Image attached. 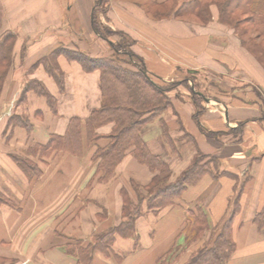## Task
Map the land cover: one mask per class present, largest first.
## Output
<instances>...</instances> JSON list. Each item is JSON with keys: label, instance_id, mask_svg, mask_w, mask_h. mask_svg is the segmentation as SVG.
<instances>
[{"label": "crops", "instance_id": "0c3cea01", "mask_svg": "<svg viewBox=\"0 0 264 264\" xmlns=\"http://www.w3.org/2000/svg\"><path fill=\"white\" fill-rule=\"evenodd\" d=\"M166 1L105 0L96 19L134 41L132 52L154 79L166 80L175 67H184L227 73L245 89L211 99L196 91L203 100L199 104L190 94H169L170 106L146 123L142 140L167 163L172 180L197 156L206 157L203 162L214 159L216 169L173 204L148 210L152 194L144 188L154 174L132 150L110 181L94 177L92 157L110 143L113 124L98 128L100 138L87 146L83 124L102 104L100 73L84 71L68 55H112L110 41L92 30L97 0H0L2 28L16 36L0 100V195L10 202L0 201V264H86L81 250L91 256L89 264H182L229 218L234 250L226 264H264V230L253 223L264 206V68L242 47L234 28L220 23L214 6L205 25L189 18L156 19L146 10L148 3ZM74 119L82 122L81 156L40 151L52 135L65 137ZM12 156L32 162L39 176L30 179ZM123 196L140 202L141 214L132 232L120 229L111 236L126 221ZM236 197L239 207L233 211ZM199 211L209 227L195 243L185 238L184 229L191 213ZM103 236L108 239L102 241Z\"/></svg>", "mask_w": 264, "mask_h": 264}, {"label": "trees", "instance_id": "16d2710c", "mask_svg": "<svg viewBox=\"0 0 264 264\" xmlns=\"http://www.w3.org/2000/svg\"><path fill=\"white\" fill-rule=\"evenodd\" d=\"M104 1L97 0L96 2L95 10L97 11L94 10L92 14V30L104 39H107V35L119 37L120 41L117 44L110 43L112 55L102 58H91L81 52H71L68 55L72 60L78 62L84 71H99L100 73L102 104L83 124L87 146L96 144L100 138L96 132L98 128L108 123L113 124L112 132L108 136L110 143L104 148H97L92 157V163L95 164L94 177H97L100 183L110 181L115 175L116 167L124 159L126 153L132 150L136 161L146 166L154 174L150 184L144 188L149 194H152L147 197L146 208L148 210L162 209L173 204L176 199H180L188 186L196 184L204 175L213 173L216 169V161L209 158L203 162L206 157L197 156L185 171L172 180L167 163L153 155L148 149L141 138V131L146 123L159 117L170 106L169 94L179 84L158 86L153 81L154 78L149 76L143 60L132 52L131 47L134 41L123 32H114L99 24L96 15L101 10ZM211 6L217 9L220 23L231 26L235 32L240 27L244 28L252 34V41L259 40V43L264 47V0H167L162 4L148 3L145 7L156 19L193 17L199 24L205 25L210 21ZM3 17L0 7V100L11 72L16 41L12 32L3 30ZM237 36L242 45L247 46L250 54L264 66V62L255 55L242 35L238 33ZM189 73H196V71L189 70ZM158 81L164 82V80ZM37 93L51 102V96L44 89L37 90ZM192 93V98L196 102V99H199V94L194 91ZM22 124L29 127L28 124ZM81 130V120L74 119L70 123L65 137L52 135L46 146L40 151L45 152L49 149L81 156L83 153ZM12 158L30 179L39 176L38 169L32 162L19 156H12ZM213 177L217 176L213 174ZM136 189L138 190V187ZM0 201L10 204L1 195ZM123 202L122 211L126 221L120 227L112 229L108 233L111 236L120 229L125 232L124 234L132 232L134 219L141 214L140 202L133 204L125 196H123ZM238 207V197H236L232 210L236 211ZM191 216L184 229V234L188 241L196 243L202 238L209 224L202 211H199L196 216L191 213ZM253 223L258 230H264V206L256 213ZM105 239H108L107 236L102 237V241ZM233 250L234 242L231 237V219L229 218L223 223L211 242L196 245V248L182 264H226ZM80 258L86 264L90 263L91 256L84 250L80 251Z\"/></svg>", "mask_w": 264, "mask_h": 264}, {"label": "rangeland", "instance_id": "374dc122", "mask_svg": "<svg viewBox=\"0 0 264 264\" xmlns=\"http://www.w3.org/2000/svg\"><path fill=\"white\" fill-rule=\"evenodd\" d=\"M189 19L191 21L198 22L193 17H189ZM236 33L237 34L239 33L242 35L243 39L246 41L247 45L253 50L255 55L260 60H262L264 62V47H263V45H261L259 43V40L252 41V39H251L252 34L249 33L248 31H246L242 27L238 28ZM105 36H106V34H105ZM15 38H16V36H15ZM236 38H238L237 35H236ZM106 40H109L110 43H112L113 45L117 44V42L120 41V39L117 35H114V36L113 35H111V36L107 35ZM113 45H112V47H113ZM242 47L248 51V48L246 45H242ZM109 48L111 49V47H109ZM254 60H255V58H254ZM255 62L258 66H260L263 69L264 66L262 64H260L257 60H255ZM177 65H179V64H176V66ZM183 68L184 67H180V68L175 67L174 75L172 77L164 80V82H166V83L158 81L156 79H154L153 81L160 87H164L165 84L172 85V84L178 83L179 85L173 91V94H175V95L190 94V96H192L193 91L194 92L198 91V92L202 93V97H206V98L209 97L210 99H211V97H216L218 95H222L225 92L232 93L230 91L231 90L236 91V88L245 89V88H242L243 86H241V85H243L242 82H239V80L237 78L233 79L232 77H229L227 73L225 75H222V76H219V75L216 76L214 74H208V73H205L204 71H196V73H189V70H186V69L183 70ZM212 75H214V76H212ZM236 82H237V84H240L239 87H236L237 86ZM211 87H215L214 90L211 89ZM253 89L256 91L255 88H253ZM180 91L183 93H180ZM196 94H198V93H196ZM259 96L261 97V95H259ZM202 97L199 96V99H196V102L198 104L203 101ZM194 106L197 107V105H195V104H194ZM177 112L179 114V111H177ZM196 117L197 116H194L195 119H196ZM178 259H179V257L176 256V260H173L172 262L175 263Z\"/></svg>", "mask_w": 264, "mask_h": 264}]
</instances>
